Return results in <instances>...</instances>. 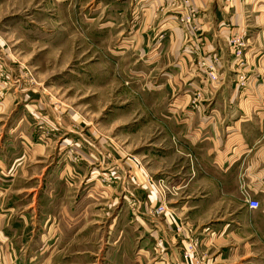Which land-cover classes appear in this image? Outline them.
Masks as SVG:
<instances>
[{
    "label": "crops",
    "instance_id": "obj_1",
    "mask_svg": "<svg viewBox=\"0 0 264 264\" xmlns=\"http://www.w3.org/2000/svg\"><path fill=\"white\" fill-rule=\"evenodd\" d=\"M61 2L82 4L67 18L83 20V50L133 74L130 86L112 80L110 100L119 88L124 105L107 124L82 123L76 110L56 122L75 132L78 161L58 128L14 118L5 128L19 100L41 105L43 97L36 86L6 89L2 264H100L102 241L105 254L124 260L139 244L146 264H264V0H190L198 34L178 22L186 7L171 0ZM232 34L244 39L240 66ZM213 63L216 80L205 74ZM105 172L111 184L101 183ZM119 192L127 205L118 215L111 207ZM244 194L259 207L249 208ZM160 204L164 211L152 214Z\"/></svg>",
    "mask_w": 264,
    "mask_h": 264
},
{
    "label": "rangeland",
    "instance_id": "obj_2",
    "mask_svg": "<svg viewBox=\"0 0 264 264\" xmlns=\"http://www.w3.org/2000/svg\"><path fill=\"white\" fill-rule=\"evenodd\" d=\"M171 2L177 6L174 0ZM177 2L179 3L178 0ZM187 5L191 7L190 3ZM81 6L82 4H67L61 0H0V81L4 79L5 82H2L5 87L0 88V98L14 84L28 89L36 86L43 96L39 98L41 105L34 104L37 101L33 97L19 100L14 110L4 116L5 128L13 122V118L20 122L30 120L41 131L44 127H49L48 131L51 133L58 128L57 136L67 133L63 139H69L66 148L72 152L71 161L79 159L75 153V132L64 129V124L58 126L56 122L60 124L62 116L69 118L70 112L76 110L82 123L107 124L114 107L124 105L119 103L121 98H117L119 88L116 99L110 100L113 95L111 90L115 89L112 80L117 78V86H130L133 74L128 67L121 66L118 62L110 64L103 57L97 59L98 55H93L92 51L83 50V20L67 18L70 10L76 15V11L82 9ZM188 26L191 30L189 24ZM216 66L214 64V69ZM138 69L136 68L140 71ZM132 92L139 93L140 89L134 88ZM30 106H35L32 107L34 111L30 112ZM51 116L57 127L51 123ZM124 127L121 128L122 131L125 130ZM107 132V129L102 131L104 134H108ZM59 138L62 139L61 136ZM73 150L76 151L73 153ZM108 175L109 172L100 175V181L104 185L111 184L114 180L113 177L106 180ZM116 197L111 208L115 206L119 215L127 201L123 192L117 193ZM123 218L121 216L120 220ZM101 245L100 264H146V258L141 257L138 251L139 244L132 247L131 257L127 260L118 259L112 252L105 254V243L102 241Z\"/></svg>",
    "mask_w": 264,
    "mask_h": 264
},
{
    "label": "built area",
    "instance_id": "obj_3",
    "mask_svg": "<svg viewBox=\"0 0 264 264\" xmlns=\"http://www.w3.org/2000/svg\"><path fill=\"white\" fill-rule=\"evenodd\" d=\"M174 1L177 4V6H183L184 5L187 7L185 9L184 13H181L180 15H178V17H177L178 22H181L184 25L189 24L192 32L194 34H198L199 27L195 21L196 20L195 16H196L197 12H196L195 8L188 7L187 4L190 3V0H178L179 3L177 2V0H174ZM243 40L244 39H243V36L241 34H232L227 39V44H228V48L230 51V55L233 57L232 62L235 63L236 66H240L243 63L242 62V57H243L242 55H243V50H244L243 49L244 48V41ZM212 59L214 62H216L218 58L216 56H213ZM214 70H215L214 69V63H213V65L207 66L205 74L207 77H209V79H212V80L217 79V76H216ZM243 78H244L243 75L239 76L240 82L243 81ZM2 82H3V84L5 83L4 79L2 80ZM111 178H112V174H109L108 178H106V180H111ZM244 199H245L246 205L249 208L256 209L259 207V201L254 199V198H251L248 194H244ZM164 209H165L164 205L160 204V205H157L156 207L152 208V210H150V212L154 215H160L164 211ZM191 251H192V246L190 245L187 250H183V254L187 255Z\"/></svg>",
    "mask_w": 264,
    "mask_h": 264
}]
</instances>
